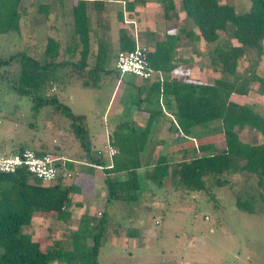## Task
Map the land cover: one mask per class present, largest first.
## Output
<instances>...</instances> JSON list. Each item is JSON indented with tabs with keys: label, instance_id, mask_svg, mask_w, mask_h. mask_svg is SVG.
Returning <instances> with one entry per match:
<instances>
[{
	"label": "trees",
	"instance_id": "1",
	"mask_svg": "<svg viewBox=\"0 0 264 264\" xmlns=\"http://www.w3.org/2000/svg\"><path fill=\"white\" fill-rule=\"evenodd\" d=\"M137 1L145 0H129L126 7L133 9ZM249 1L248 10L240 13L233 4L220 0H181L180 6L185 16L194 23L199 36L209 46L210 63L219 66L232 78L219 77L212 82L189 79L186 75L161 78V74H170L182 62V59L174 56L177 35L166 32L164 39L156 40L153 49L147 54L154 71L153 77L142 79L145 84L136 87L137 108L148 116L147 129L134 128L132 132L112 133L109 142L117 149V153L111 159L92 155L93 142L86 125V116L75 114L68 107L63 109L71 120V130L80 143L82 156L101 166L104 172L106 208L115 202L128 205L134 200L133 204H137L146 181L157 186L168 181L169 185L176 188L206 191L214 196L211 189L232 186L230 176L238 171L255 176L257 187L264 192V141L245 142L237 132V128L248 126L258 130L264 137V115L257 112L253 104L231 100L232 94L246 95L250 83L254 81L259 82L264 92V77L253 72L242 76L238 74L239 65L248 51L252 50L257 57L264 55V0ZM104 2L94 0V8L102 11ZM160 2L164 17L169 18V13L175 9L174 0ZM61 5L59 1L55 5V16H60ZM65 13H70L72 17L73 40L69 45L62 46L55 37H48L41 59L24 51L0 58V69L14 61L19 64L13 88L18 94L29 96L36 110L39 106H59L57 98L47 95V87L51 83L59 85L78 78L84 87H99L102 73L113 70L107 67L110 51L105 44L98 45L97 60L88 67L92 45L87 0H73L71 11ZM118 18L123 19L121 11ZM222 31L228 33L236 43L222 39ZM185 34L193 36L190 30L185 31ZM118 42L119 51H130L138 46L124 27H119ZM75 48H79L78 59H66L65 54H71ZM115 74L119 75L118 72ZM141 92H144V97L140 96ZM141 102L156 103L158 107H141ZM160 103L174 116L170 120L177 140L191 137L201 128L215 127L223 134V140L181 147L174 151L180 157L178 160L171 159L173 153L160 154L154 165L139 172V155L149 139V128L158 115L165 114ZM125 124L132 125L129 121L122 123ZM24 148L28 147L20 145L12 151ZM34 151L42 154V151ZM123 171L126 172L125 178L117 179L115 174ZM62 179L60 174L53 183L43 184L25 170L0 172V264H48L52 260L61 261L64 256L67 262L84 256L86 258L81 259L82 264H97L100 240L107 231L105 217L91 227L85 217H81L77 230L69 234L70 248H64L59 241H53L50 245L44 241H34L22 230L24 225L31 222L34 212L55 214L64 221L68 219L69 213L63 209L71 204L69 194L76 187L65 185ZM261 198L264 199V196L261 195ZM236 206L240 210L252 212L253 198L251 195L244 198L238 194ZM88 239L91 245H88Z\"/></svg>",
	"mask_w": 264,
	"mask_h": 264
},
{
	"label": "rangeland",
	"instance_id": "2",
	"mask_svg": "<svg viewBox=\"0 0 264 264\" xmlns=\"http://www.w3.org/2000/svg\"><path fill=\"white\" fill-rule=\"evenodd\" d=\"M127 1L129 0H107L103 11H97L92 2L89 3L90 19L102 25L107 37L110 51L107 67L113 69L110 73H102L101 86L84 87L78 78L59 85L51 83L47 87V95L57 98L59 106H39L36 110L29 96L20 95L13 88L18 77L17 66L0 69V141H5L6 148L1 150L2 153H11L10 148L20 145L38 151L46 150L54 156L59 154L58 149L70 156L81 151L80 143L71 130V120L63 110L67 107L75 114L86 116V125L93 142L92 153L103 157L108 155L105 146L110 143L108 134L115 120L133 119L138 123L137 126L146 121V114L143 116L136 104V87L145 82L135 76L116 75L114 59L119 51V27L123 26L139 46H148L146 39L150 38V29L157 32L162 30V3L160 0L137 1L130 10L126 7ZM220 1L233 4L240 13L247 11L250 6L249 0ZM147 2L151 7L146 5ZM174 3L177 7L169 14L175 18L170 23H164L170 24L169 27L178 33L181 43L185 44L180 49V55L184 59L181 64L186 70L181 67L176 74L187 76L190 71L194 75L191 79L209 82L219 77L232 78L219 66L210 63L209 46L199 36L194 23L183 13L181 0H174ZM52 5L55 8L54 0ZM120 11L123 13L122 20L118 18ZM67 15L66 20H70L71 15ZM189 30L193 32V36L185 34ZM52 35L55 36V33ZM220 36L236 43L226 32H220ZM60 42L62 46L66 45L62 37ZM11 50L12 47L8 44L2 46L3 57ZM35 57L42 58V51L35 53ZM252 72L264 77V55L257 57L250 50L241 61L238 74L242 76ZM114 87L116 89L112 93ZM140 96L144 97V92ZM231 100L253 104L255 110L264 115V92L257 81L250 83V90L246 95L232 94ZM140 106L158 107L156 103L145 102H141ZM159 106L166 110L165 105L160 103ZM156 122L158 126L162 123L161 120ZM237 132L242 141H264L260 132L252 127H239ZM148 136L144 167L151 166L161 153H173L171 159L178 160L180 157L174 151L181 147L210 141L219 143L223 140V134L217 127L201 128L196 134L183 140H176V135L161 133L156 128ZM230 177L232 186L212 188L214 196L206 191L176 188L169 185L168 181L161 186L146 181V193L142 200L137 201L140 204L135 205L134 200H131L124 207L107 206V209H136V212L130 211L127 216L126 213L110 210L108 229L100 240L98 264H264V199L261 198L264 192L257 187L255 176L238 171ZM238 194L244 198L251 195L254 206L252 212L240 210L236 206ZM103 208L104 204L100 203L93 207L95 212ZM128 217L130 220H127ZM52 220L53 237H61L64 225L71 228L78 222H58L55 214ZM97 220L98 217H94L92 221L96 223ZM129 232H135L136 235L131 236ZM85 258L83 256L67 262L68 259L64 256L61 261L52 260L48 264H82Z\"/></svg>",
	"mask_w": 264,
	"mask_h": 264
},
{
	"label": "crops",
	"instance_id": "3",
	"mask_svg": "<svg viewBox=\"0 0 264 264\" xmlns=\"http://www.w3.org/2000/svg\"><path fill=\"white\" fill-rule=\"evenodd\" d=\"M58 1H59V4H62L59 10L60 16L54 17L55 13H54V7L52 5V0H0V58L1 57L3 58V54H2L3 51H1V47L6 46L7 44L12 47V50L10 52H7L8 55L14 54L19 51H24L28 55L33 56V57H35V53L37 52L39 53L40 51H42V57H43L46 40L48 37H55L59 41L61 40V37H62V39L66 41V45H69L70 43L69 40H73V26L71 23L72 17L70 16V20H66L68 18V15L65 13V11L67 12L71 11L73 0H54L55 5L58 4ZM90 1L92 2V6L94 7L93 5L94 0H87L88 6H89ZM106 2L107 0H105L104 2V8L106 5L105 4ZM148 4L149 2H147L146 5L149 6ZM160 5H159L160 9L163 11L162 4ZM179 12L180 11H178V14L181 15V13ZM63 13H64V16H63ZM162 17H163V22H162L163 28H161L162 30H160V32H157L155 29L154 30L150 29L149 31L151 34L150 38L148 37L146 39V44L148 46L144 44L141 46H145L148 49V51H150L153 49L154 42L156 40L164 39L165 33L171 31L177 35V40L174 46V56L175 58L181 60L182 56L180 55V52L182 50V45H185V44L181 43L180 38H178L179 37L178 33L175 30H173L172 27L170 28L169 27L170 24H168L170 23L172 19L175 18V16L170 15L169 18H165L164 11H163ZM164 22H168V23L165 24ZM99 25H100L99 22L95 23L90 19L89 28H90V38H91L92 47L88 55L89 56L88 58L89 66L88 67L93 66L97 60L99 44H105L109 47L107 37L104 34V30H102V25H100V27ZM2 27L3 29H1ZM52 33L53 34L55 33V36H53ZM78 52H79V48H75L72 50L71 54L66 53L65 58L66 59L71 58L72 60H77L79 57ZM63 58L64 57L62 56V59ZM13 66H17V68L19 69V64L15 61L12 62L11 65L7 66V68L13 67ZM181 67H183L182 69L186 70V68L182 66V64H180V66L176 68V70L172 71L170 74L163 73L161 74V76H164L163 78H167L169 75H171V77H178L176 72L178 71L179 68L181 69ZM126 76H130V75H126ZM187 76L189 79L194 78V75L190 71L187 74ZM199 81L209 82L205 80H199ZM115 89L116 88L114 87V90L112 93H114ZM138 111L143 116L145 115V112L140 111V110ZM163 111L165 114L157 116V118L155 119L151 127L149 128V134L155 128L161 133L173 134L174 127L170 119L173 120L174 116L170 114L167 110H165L164 107H163ZM147 117L148 116L146 114V117H145L146 121L144 123L140 122L139 126H137L138 123L136 122L137 123L136 124L133 121V119L125 120V121L115 120L113 124V128L109 130V134H108L109 141L112 138V133H121V132L127 133V131L132 132L134 128L138 130L147 129V126H146ZM157 120L158 121L161 120L162 123L159 124L160 126L155 124L157 123L156 122ZM126 121L127 122L129 121L132 125H126V124L122 125V123L123 122L126 123ZM0 122H1V118H0ZM4 142H5L4 140L0 141V151L3 149H6L4 147ZM147 145H148V141L145 146V149L139 155L140 165H141L140 168L138 169L139 172H143L146 168L150 167V166H146V167L143 166V161L146 155ZM13 149L14 148H10L11 153H14L12 151ZM39 151H42V153H46V152L49 153V151H46V150H39ZM58 153L59 154H57L56 157L59 158V161L57 162V164H59L61 167V169L59 167L60 171L62 173L63 172L70 173L69 177H63L62 180L64 184L67 186L73 185L74 187H76V190L70 192L69 194V197L71 199V204L65 206L63 210L69 213V217L67 220L69 221L76 220L78 222L75 227H71V228L69 226L64 225L63 227L64 231L61 234V237H56V236L53 237L51 234V231H52L51 227H53V220H52L53 214L44 213V212H34L31 222L22 227V230L26 231L25 233L30 235L34 241H39V242L44 241L48 243L49 245L52 244L53 241H59L62 246L66 248H70L71 242L69 239V234L70 232L77 230L80 224L81 217H85V220L87 221V223H89V227L96 224L94 223V221H92L94 217H98L97 222H99V220L105 217L107 220L106 227L108 229V226H107L108 225V215H109L110 210H112L115 213L118 211L122 212L123 214L126 213L127 216L129 215L130 211L134 210L136 212V209H107L106 208L107 186L105 183V175H104V172L101 166L94 164V162L89 160L87 157H83L81 151L77 152L73 156L65 154L63 150L61 149H58ZM92 155L96 157L100 156V155L93 154V153ZM105 159L109 160L111 158L107 155ZM155 162H153L151 166L154 165ZM125 176H126V172L124 171L119 172L118 174H115V177L117 179H124ZM43 184H47V183L43 182ZM144 193H146L145 190L141 192L140 198L138 201H140V199L141 200L143 199ZM97 203L104 204V208L98 209L95 212V209H93V207H94V204H97ZM138 204H140V202L135 205H138ZM113 205L114 207H118V208H120V206L124 207V204L121 202H115ZM113 205H111V207ZM84 211H86V214ZM127 220H130V217H128ZM57 221L68 224V222H65L63 219L57 218ZM58 227H60V225H58ZM129 234L131 236L136 235L135 232H129ZM87 243L88 245H91V240L88 239Z\"/></svg>",
	"mask_w": 264,
	"mask_h": 264
},
{
	"label": "built area",
	"instance_id": "4",
	"mask_svg": "<svg viewBox=\"0 0 264 264\" xmlns=\"http://www.w3.org/2000/svg\"><path fill=\"white\" fill-rule=\"evenodd\" d=\"M147 54L148 49L141 45L130 51H118L114 60L115 70L121 77L130 75L140 79H151L154 71ZM105 152L112 158L117 150L109 143L105 146ZM58 161L59 158L50 153L38 154L30 148L8 154L0 151V172L14 173L18 170H25L48 184L56 181L60 174L62 177L70 176V173L60 171Z\"/></svg>",
	"mask_w": 264,
	"mask_h": 264
}]
</instances>
